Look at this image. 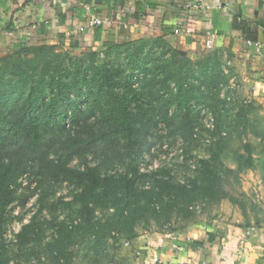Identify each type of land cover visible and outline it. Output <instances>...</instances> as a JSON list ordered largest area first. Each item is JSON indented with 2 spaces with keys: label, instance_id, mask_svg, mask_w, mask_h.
Segmentation results:
<instances>
[{
  "label": "trees",
  "instance_id": "1",
  "mask_svg": "<svg viewBox=\"0 0 264 264\" xmlns=\"http://www.w3.org/2000/svg\"><path fill=\"white\" fill-rule=\"evenodd\" d=\"M103 47L114 58L124 54L130 71L100 62L96 50L74 54L42 41L22 44L0 58V264L9 263L3 243L5 226L13 218L11 205L22 198L28 178L40 191L39 207L22 225L19 242L43 240L39 217L44 209L65 204L74 210L76 206L80 221L75 223L71 216L55 221L59 235L48 244L58 258L70 260L78 229L102 240L113 237L117 251L126 240L140 235L139 225L149 227L151 217L158 222L170 221L173 213L189 218L194 215L192 204L223 196L220 155L226 146L221 143L211 157L200 160L190 184L176 182L169 164L142 170L145 152H151L163 137L155 133L160 123L167 127V135L198 141L201 104L214 113L215 123L208 125L211 132L224 130L229 135L251 128L264 139V126L251 117L261 106L256 101L239 98L233 114L210 100L209 92L224 72L221 50L212 48L193 59L182 55L165 36L110 41ZM152 51L158 56L150 55ZM124 141L129 148L137 147L136 152L112 147ZM98 143H104V149L95 154ZM52 146L54 156L47 151ZM246 149L249 154L237 156L240 169L254 165L252 145ZM75 158L78 166L72 164ZM64 183L77 189L74 198L60 197L56 204L50 203L49 196ZM97 209L112 211L102 220L95 214Z\"/></svg>",
  "mask_w": 264,
  "mask_h": 264
},
{
  "label": "crops",
  "instance_id": "2",
  "mask_svg": "<svg viewBox=\"0 0 264 264\" xmlns=\"http://www.w3.org/2000/svg\"><path fill=\"white\" fill-rule=\"evenodd\" d=\"M189 1L206 8L189 10ZM92 15L111 22L85 27ZM159 36L193 59L212 39L233 59L242 94L264 106V0H0V58L36 41L80 53ZM225 219L141 234L120 246L115 264H264V225Z\"/></svg>",
  "mask_w": 264,
  "mask_h": 264
},
{
  "label": "rangeland",
  "instance_id": "3",
  "mask_svg": "<svg viewBox=\"0 0 264 264\" xmlns=\"http://www.w3.org/2000/svg\"><path fill=\"white\" fill-rule=\"evenodd\" d=\"M95 50L99 52L98 60L100 62L113 67L122 65L124 69L126 68V73L130 71L127 68L129 59L126 58L124 54H120L119 57L114 58L113 54L110 55L105 53V47H100ZM153 52L154 51L150 52V55L158 56V53H154L153 55ZM221 52L223 55L224 72L220 73L219 76L217 74L218 78H220L219 84L209 92L210 100L217 107H224V109L226 108L235 114L238 110L237 107L234 106L235 101L239 100V98L246 97L241 92L240 86H242V82L233 64V59L231 56L225 55L222 50ZM124 75L126 74L124 73ZM246 99L252 100L250 98ZM198 106L201 108L197 111H199L200 119L202 120V124L196 128L197 131L202 132L199 134V140L187 141L180 134H177V136L167 135V127L163 123H160L155 127V133H157L158 136L163 135V137L157 139L158 144L152 148L151 152H145L141 167L143 171H148L150 169L159 168L163 164H169L170 167H172L171 173L176 182L190 184L191 179L197 173L200 160L211 157L215 150L214 148L218 143H221L222 146H226L221 153L222 155H220L221 169L225 178L224 194L216 201L209 202L205 200L192 204L191 207L194 208V215L189 218L181 214L173 213L170 217V221L158 222L151 217L149 227L145 226V223L137 227V231L140 235L154 230H179L192 221L214 218H226L225 221L235 222V224L244 226L264 225V139L254 135L251 132V128L248 129L247 132L234 131L229 135L224 130L217 133L211 132L208 129V125L211 127L214 125V113L210 108L201 107V104ZM261 106H258V110L252 114L251 117L257 125L264 126V106ZM174 109L175 108H172L170 111L173 112ZM192 111L195 114L197 113L194 108ZM170 115L172 114L170 113ZM179 122L180 120L177 119L176 124ZM139 132L140 135H144L143 130ZM207 137L212 138L209 140L211 142L204 139ZM163 140L168 141L164 146L159 143ZM212 141H214V143L211 148L209 146L212 144ZM249 144L252 145L251 154L254 158V165L252 167L240 169L237 156L239 154H249V151L246 149V146ZM54 146L47 148L50 156L55 155L56 150L53 149ZM127 146V141H124V143H116L112 147H118L124 150ZM136 148L137 147H127L125 150L136 152ZM103 149L104 143H98L93 152L95 154L102 153L100 151ZM93 152L90 156H94ZM130 158L128 162L131 161L132 158ZM72 164L78 166V158H75ZM145 164H150L152 167H145ZM30 180V178L25 180L24 185L27 183L28 185L21 190L22 198L11 205L13 218L7 226H5L6 234L3 243H5L7 248L6 252L10 257L8 264H115V239L108 236L106 237L107 239L102 240V238L99 239V236L96 237L94 233H84L82 229L76 230L74 234L75 238L70 246V251L72 252V258L70 260L63 257L58 258L54 253L48 250L49 242L53 241L54 238H57L59 235V233L55 234V221H63L64 219L70 220L69 216L75 219V223L80 221V211L77 212L76 206L74 210L65 204H60L59 209L55 207V210L51 206L44 209L39 217L40 223L44 228L43 240L38 243L34 241L23 244L20 243V239L17 235L22 225L29 222L33 213H35L39 207L38 198L40 191L36 188V182ZM57 188L58 190L56 193L50 195L48 198L50 203L56 204L60 197H64L66 201L72 200L77 192V189L68 183L57 185ZM110 212L108 209H97L95 214L98 218L106 220L109 218ZM122 235L123 234H120L119 236L121 237Z\"/></svg>",
  "mask_w": 264,
  "mask_h": 264
},
{
  "label": "built area",
  "instance_id": "4",
  "mask_svg": "<svg viewBox=\"0 0 264 264\" xmlns=\"http://www.w3.org/2000/svg\"><path fill=\"white\" fill-rule=\"evenodd\" d=\"M187 7L189 10L204 9V8H206V5H205V3H198V2H194V1H189V2H187ZM110 22H111V20H108V18H102V17L97 16V15H92L90 17V19L88 20V22L85 24V27L94 28V27H98L100 25H103L104 23H110ZM248 44L251 46H254L258 51H260L263 47V45L260 42L253 41V40H248ZM205 45H206V48L211 49L214 47V42L212 39H209L206 41Z\"/></svg>",
  "mask_w": 264,
  "mask_h": 264
}]
</instances>
